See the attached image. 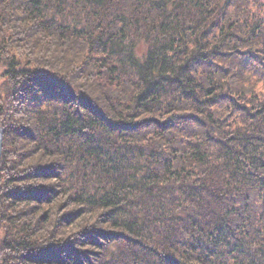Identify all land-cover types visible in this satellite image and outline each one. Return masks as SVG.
<instances>
[{
	"label": "trees",
	"instance_id": "trees-1",
	"mask_svg": "<svg viewBox=\"0 0 264 264\" xmlns=\"http://www.w3.org/2000/svg\"><path fill=\"white\" fill-rule=\"evenodd\" d=\"M0 64V264H264V0H0Z\"/></svg>",
	"mask_w": 264,
	"mask_h": 264
},
{
	"label": "rangeland",
	"instance_id": "rangeland-1",
	"mask_svg": "<svg viewBox=\"0 0 264 264\" xmlns=\"http://www.w3.org/2000/svg\"><path fill=\"white\" fill-rule=\"evenodd\" d=\"M71 14V13H69ZM75 18H79V17H75ZM71 19H73V16L71 15ZM218 33L217 31H215L213 33L214 36H216ZM1 64H0V74H1ZM3 82V79H0V87H1V83ZM256 91L260 92V93H264V80H262L261 83H258V85L256 86ZM2 132V131H1ZM1 148H2V135H1ZM143 153V152H142ZM142 153L139 152H134L133 155H131L130 157V161H132L133 163H136V165H138V161H140L142 164H144V160H146V156L145 157H141ZM0 155H1V151H0ZM86 157L83 156L81 158H78V165L75 163V167H71L66 175H65V186H74L75 184L80 183V186L78 187L80 190L82 189L83 191H85L87 193V195L94 190V187H97L98 190L101 188V186L103 185V178H106L105 176H103L102 172L103 171L100 167L97 169H88L85 167V164H88L89 162L87 161V159H85ZM148 161H150V159H148ZM95 161L94 160H90V165H94ZM148 169V165L144 164V170ZM123 173L127 174L126 171H124ZM145 175H146V171H145ZM77 178L79 179V182L77 180ZM120 185V183H118ZM79 185V184H78ZM118 185V186H119ZM93 187V188H92ZM109 188V185L106 186L107 190ZM104 190V191H105ZM178 191H176L174 193V196L178 195ZM133 195L135 196V194L133 193ZM142 195L140 194V196H137V198L141 197ZM99 197V196H96ZM183 196L180 195V199H182ZM136 202H139V199H136ZM141 202L137 203L138 205ZM155 206L152 205H147L145 207L140 206L139 210H141V208H144L146 211H144V214H146L147 212L151 213L152 216L161 213V212H165L166 214L171 212L173 210V207L171 205V202L169 201V198H165L163 201L159 202V203H154ZM179 204V203H177ZM161 207L162 211L158 212V208ZM136 210H138V207L136 208ZM139 214V213H138ZM142 214V213H141ZM143 214V215H144ZM142 215V216H143Z\"/></svg>",
	"mask_w": 264,
	"mask_h": 264
},
{
	"label": "water",
	"instance_id": "water-1",
	"mask_svg": "<svg viewBox=\"0 0 264 264\" xmlns=\"http://www.w3.org/2000/svg\"><path fill=\"white\" fill-rule=\"evenodd\" d=\"M1 135H2V132L0 130V151H1Z\"/></svg>",
	"mask_w": 264,
	"mask_h": 264
}]
</instances>
